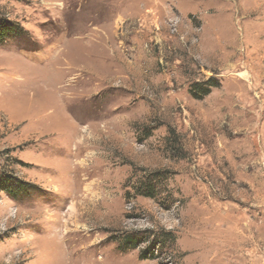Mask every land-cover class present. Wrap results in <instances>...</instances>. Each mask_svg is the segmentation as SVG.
I'll return each instance as SVG.
<instances>
[{"label":"rangeland","instance_id":"1","mask_svg":"<svg viewBox=\"0 0 264 264\" xmlns=\"http://www.w3.org/2000/svg\"><path fill=\"white\" fill-rule=\"evenodd\" d=\"M0 19L23 31L0 44V264H264V0H0Z\"/></svg>","mask_w":264,"mask_h":264},{"label":"trees","instance_id":"2","mask_svg":"<svg viewBox=\"0 0 264 264\" xmlns=\"http://www.w3.org/2000/svg\"><path fill=\"white\" fill-rule=\"evenodd\" d=\"M22 28L19 24L6 21L5 19H0V44L4 43L5 41L9 40V38L13 36H18L22 34ZM217 87V84L212 83L211 81H208L204 84H194L192 85L190 89V94L194 98H202L209 94L210 88ZM172 138H176L174 135V132L170 133ZM178 148L180 149V145H178V141L176 142ZM153 183L148 181L139 182L138 186L136 187V194L141 195L143 197L147 198H153L155 187L152 185ZM6 188H3L1 190L5 191L10 196H17L19 193H26L33 187L31 185H28L26 183H22L17 177L11 176L8 177L6 183L4 184ZM31 186V187H30ZM123 244L127 246V248L135 249L137 247L138 241L136 239H133L130 236H125L123 238ZM141 259H147V257H144V255H141Z\"/></svg>","mask_w":264,"mask_h":264}]
</instances>
